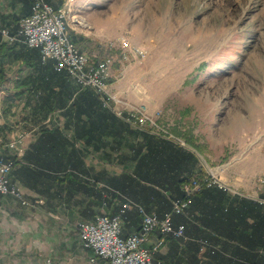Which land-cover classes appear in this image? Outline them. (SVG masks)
Listing matches in <instances>:
<instances>
[{"label": "rangeland", "instance_id": "rangeland-1", "mask_svg": "<svg viewBox=\"0 0 264 264\" xmlns=\"http://www.w3.org/2000/svg\"><path fill=\"white\" fill-rule=\"evenodd\" d=\"M73 1L63 11L79 48L112 59L107 88L133 83L138 96L127 103L192 136L198 151L186 146L230 192L242 164L258 171L247 183L264 184V0ZM121 44L134 57L119 56Z\"/></svg>", "mask_w": 264, "mask_h": 264}, {"label": "trees", "instance_id": "trees-1", "mask_svg": "<svg viewBox=\"0 0 264 264\" xmlns=\"http://www.w3.org/2000/svg\"><path fill=\"white\" fill-rule=\"evenodd\" d=\"M18 1L21 6L19 14L12 16L14 24L12 27L5 26L12 33L17 30L18 19L30 13L33 0ZM54 2L53 5L58 7L63 0ZM70 35L77 44L78 37L81 35L74 34L73 31ZM10 55L21 57L23 64L35 71L39 70L48 74L44 80L45 87L42 88L44 90L40 96L42 102L38 110L43 111L44 116L59 110L63 112L62 114L70 116L66 124H71L73 127L72 134L69 136L64 134L58 126L39 128V134L33 146L19 159H16V156L10 159L13 163L10 171L13 183L15 176H19L23 179V185L41 193L42 177L50 176L56 181L75 185L83 192L95 191L100 203L105 204L108 197L111 199L114 196L122 202V195H124L136 203L139 202L147 212L162 216L171 211L174 199L184 196L185 188L192 179L207 175L194 151L171 139L135 128L117 118L109 107L102 104L96 93L88 88L79 87L64 71L55 70L52 60L42 63L38 48L28 47L19 42L7 43L0 39V88L7 80L3 66L4 59ZM69 81L75 83L74 93L73 89L65 92L66 88H70ZM51 82L59 83L58 90L53 89ZM184 138L185 144L198 151V145L195 144L192 136H184ZM2 139L5 138L2 137ZM77 141L82 142L81 148L74 147ZM107 142H111L114 144L113 148L118 149L121 144H134L122 152L118 158L120 164L128 163L130 169L122 168L118 175L106 177L104 174L91 172L90 167L85 164V158L89 154L86 147L92 145L99 149ZM65 144L71 145V149L60 152V155L64 154L66 157L64 161H58L57 151L48 153L47 161H43L45 155L43 145L55 150L57 145ZM36 182L39 187H36ZM96 182H101L103 185L98 187ZM227 192L216 185L204 187L192 196L189 206L183 213L172 214L173 224H183L186 237L164 235L166 250L161 252L163 243L154 254L160 261L159 264H255L257 259L264 255V230L259 229L257 235L253 233L249 235L241 230L239 238H234L235 225L232 221L234 218L245 219V217L231 212L234 201L238 200L243 204L244 208L241 206V209L251 208L252 211H258L260 215L264 202L244 196L239 199L229 197ZM198 193L203 194V201L196 198ZM222 202L226 204L223 211L222 206L219 207ZM134 210L140 217L136 208ZM127 224L128 210L125 211L122 225ZM208 225L213 226L214 241L222 238L220 247L216 244L205 246L201 243L202 227ZM258 225L261 228L262 223ZM155 234L156 237H161L157 231Z\"/></svg>", "mask_w": 264, "mask_h": 264}, {"label": "crops", "instance_id": "crops-1", "mask_svg": "<svg viewBox=\"0 0 264 264\" xmlns=\"http://www.w3.org/2000/svg\"><path fill=\"white\" fill-rule=\"evenodd\" d=\"M54 1L53 3H55ZM74 5L75 0L73 3L71 2L73 9ZM20 6L21 3L18 0H0V27H12L14 24L12 16L19 14ZM0 39L4 41L1 35ZM4 60L3 66L7 80L0 88V136L6 139L21 129L28 131L23 147L15 152L6 148L3 149L4 157L10 160L16 156V159H19L26 150L33 146L39 134V128L42 126L44 128L58 126L64 134L71 135L73 127L71 124H66L70 119L69 115L56 110L44 116L43 111L38 110V106L42 102L40 96L44 91L42 89L45 87L44 80L48 74L25 66L21 57L10 55ZM69 82L70 88H66L65 92H68V89H73L74 93L76 90L75 83ZM58 85L57 82H51L54 90H58ZM136 88L133 83L121 77L108 82L109 93L122 97L127 102L133 103L137 98ZM88 89L92 90L91 88ZM112 145L114 144L107 142L106 145H101L99 149L92 145L86 147L89 154L85 158V164L90 167L91 172L104 174L106 177L118 175L122 168H131L128 163L120 164L118 158L122 152L134 144H121L119 149L113 148ZM82 146L81 141H77L74 145L78 148ZM70 149L71 145L67 144L57 145L55 150L43 145V152L45 153L43 161H47L46 156L51 151H57L59 153L58 161H64L66 157L64 154L63 156L60 155V152H67ZM238 168V171L242 173H239L240 177H235L234 184H237L239 191H228V196L237 199L244 196L264 202V184L246 182L257 174V169L251 167L246 169L243 164L239 165ZM243 168L244 170H242ZM49 173L52 174L53 172ZM22 180L19 176H15L14 183L32 205H21L11 195L0 194V264H88L91 251L81 248L76 222L94 220L103 211L112 215L119 209L121 201L114 196L111 199L108 197L104 202L105 204L100 203L95 191L83 192L75 185H69L65 181H56L50 176L42 177L41 193L32 187L23 185ZM36 187H39L37 182ZM202 195L198 193L196 198L203 201ZM225 205L224 202L220 204L219 207L222 206V211L225 210ZM241 206L243 207V204L238 200L234 201V208L231 210L232 213L245 217V219L234 218L232 221V224L235 225L234 238H239L241 230L249 235L252 233L257 235L259 229L264 230V208L258 215V211H252L251 208L243 210ZM134 208L133 206L127 208L128 224L122 225L123 235L138 228L140 217ZM258 223H262L261 228ZM202 230L203 239L201 243L203 245L212 246L216 244L219 247L222 245V238L214 241L212 225L204 226ZM211 237L212 240H210ZM155 238L154 232L151 241H154ZM166 246L167 244L164 243L161 252L166 250ZM3 251L5 254H1ZM8 252L11 254L8 255ZM12 253L17 254L13 255ZM255 264H264V255L259 257Z\"/></svg>", "mask_w": 264, "mask_h": 264}, {"label": "built area", "instance_id": "built-area-1", "mask_svg": "<svg viewBox=\"0 0 264 264\" xmlns=\"http://www.w3.org/2000/svg\"><path fill=\"white\" fill-rule=\"evenodd\" d=\"M69 1L63 0L60 6L55 7L52 0H33L30 13L18 19L16 32L12 33L7 27H0L1 37L7 43L19 42L28 47L38 48L42 63L52 60L55 70L64 71L79 87L91 88L104 106L109 107L117 117L129 125L186 146L182 138L157 123L159 111L149 113L145 105L133 106L109 93L107 78L110 75L112 59L104 57L101 60H93L71 39L70 30H65L61 24L62 11L66 9ZM137 49L141 48L137 47ZM129 54L134 57V49L119 45V56L126 58ZM27 135L28 131L21 129L4 140L0 136V194L11 195L21 205H32V203L10 180L13 163L4 159L3 148L17 151L23 147ZM96 185L100 187L103 184L96 182ZM212 185L230 191L229 187L219 181L214 174L207 172L202 178L192 179L185 188L184 196L174 199L171 211L162 216L147 212L141 205L122 195L121 207L115 214L109 215L103 212L94 220L77 221L76 229L80 246L91 251L88 264H159L160 261L154 254L163 245L164 235L186 237L183 224H173L172 214L183 213L195 193ZM130 206L136 208L141 220L138 230L123 235V217ZM155 231L161 237L151 241Z\"/></svg>", "mask_w": 264, "mask_h": 264}, {"label": "bare ground", "instance_id": "bare-ground-1", "mask_svg": "<svg viewBox=\"0 0 264 264\" xmlns=\"http://www.w3.org/2000/svg\"><path fill=\"white\" fill-rule=\"evenodd\" d=\"M70 1H71V0H70ZM70 1H69L68 6H70ZM66 20H67V15H66V13H65L64 11H62L61 24L63 25V27H64L65 30H68ZM70 33H71V31H70ZM121 45H122V44H121ZM77 46H78V45H77ZM10 180H11V178H10ZM11 181H12V180H11ZM15 185H16V184H15ZM16 187H17V185H16ZM17 188H18V187H17ZM18 189H19V188H18Z\"/></svg>", "mask_w": 264, "mask_h": 264}]
</instances>
